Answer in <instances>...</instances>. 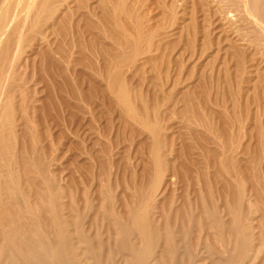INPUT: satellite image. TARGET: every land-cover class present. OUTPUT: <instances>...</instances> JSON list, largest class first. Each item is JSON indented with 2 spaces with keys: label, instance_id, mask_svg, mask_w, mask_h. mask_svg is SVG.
I'll list each match as a JSON object with an SVG mask.
<instances>
[{
  "label": "bare ground",
  "instance_id": "bare-ground-1",
  "mask_svg": "<svg viewBox=\"0 0 264 264\" xmlns=\"http://www.w3.org/2000/svg\"><path fill=\"white\" fill-rule=\"evenodd\" d=\"M101 1L104 15L106 14V17L108 15V18L116 21L119 17V10H122V4L120 0ZM235 1H237V4L241 2L244 11L243 15L246 19L245 21H247L251 26L249 28H253V31L257 34L256 41H264V0H240V2L238 0ZM101 6L99 5V7H97V11H99L98 8L100 9ZM238 6L239 5H237V7ZM109 7L111 8L109 9ZM95 12V8L93 9V7L91 8L89 6L88 0H0V264H257L258 258L261 254L264 253V208L261 207L262 205L260 206L261 203H264V179L260 175V173L251 172L249 166L250 163H248L247 160L238 159L237 155H241L242 157L247 153V146H245L243 142L246 141L245 138L246 134L248 135V132L245 134L244 127H238V129H240L242 133H244L240 137L239 134L241 131H237L240 137V141L238 142L239 144L236 143L239 145L237 146L235 144V139H233V135H235V133L233 134L231 131L233 129L227 126L226 120L224 121L225 124L224 122L223 124L226 125L224 129H226L227 132L223 128H220L217 124H215V122L205 117L206 115L204 116V113L201 114L200 112L202 117H195V124L197 129L195 128L191 131L190 127H192L193 124H190V127H188L191 131V138L193 139V142L195 141L196 143L194 144L197 147V144H199V147L201 148L199 149V151L201 150L199 154H201L202 159L201 157H195L196 155L193 156L194 152L196 154V151H194L196 146L194 149L192 146H187L185 149L182 148L180 152L170 151V155H172L173 158H168L167 154H165V148L168 145L167 142L163 139L166 138V136L162 137L163 134H161L162 131H160L162 129L160 126V129L158 127L160 121L155 119L153 115L154 113L152 114V116L155 122L158 121V123H153L151 121L152 118L150 119L146 112V115L142 114L143 116L141 115V113L139 114V112L141 111H138V106L136 107V109L133 103L138 100L137 97H132V95L135 93H130V85L128 86V88L125 83L126 80L124 82H121V80H119L121 77L118 79V76H122L119 75V68H121V65H123L122 62L119 63L123 59L121 58V60L119 61L122 52L121 55H119L117 51L121 50V48L118 49V46H116L117 50H105L111 54L109 65L107 66V64L104 63L106 67L110 69L108 70V68H105L106 71L108 70L107 78H109L110 81L108 82V88L112 92L111 93L108 90V93L113 96L115 105L117 107L120 106L124 109L123 112H125L126 117H129V121L131 120L133 122H137L138 125L140 124L147 130H145V133L148 132L147 135L150 134L151 140H149L151 142H149V154H147L148 157L146 163L143 164V170L138 173L136 177L134 175L135 179H132L133 183L129 186L127 185L126 189H128V191L125 195H123L124 193H122L123 196L121 195V197H118L116 195V192L112 191V187L109 183L104 185H102L101 183L100 188L103 186V191L101 189L102 192L100 191L99 193L100 200L98 199L99 202L94 203L96 205L94 206L92 204V199H89L87 197L86 192L82 191L83 194L81 193L83 195L82 202L75 196L73 188L75 187L76 182L74 180V182L72 181L71 183V181L68 182L70 178L69 180L67 178H64V180L62 178H59L62 174L57 176L53 172L55 168L54 166H52V171V168L50 167L51 165L48 167L41 162L42 158L46 156L47 150L45 149L46 147L40 152L36 150V147L38 149L37 142L38 140H40V137H42L41 131H38V129L41 128H38V126H42L41 121L35 119V115H37V113L39 112L40 106L38 107V103L35 105L34 103L36 102H34L32 103L34 105L30 109L29 107L31 105L29 106L27 103H25L26 101L24 99H26V97H21L20 93L17 94L15 92H12L14 89L12 91L11 89H9L12 78L14 79L11 74L15 72L14 68H16L15 66L17 63H19L22 55L20 48L23 43L28 41L29 38L34 39V36L36 34L38 35L39 32L43 31V26L47 27L48 23L52 21L53 27L50 26L51 23L50 25H48V29H50L51 27L50 31H48L47 33V29H45L46 31H44L46 33H40L41 35L36 45L37 48H42L40 51H38V53L36 52V59L38 58L42 63H40L42 66V68H40L43 70L42 72L45 75L48 74L53 81L57 80V77L61 76L63 78L62 79L60 77L62 81L64 80V83H62L64 84L63 89L70 92L71 95L75 98L77 96L80 97V95H82L83 89L80 93L79 90L74 87L73 81L76 80H74V78L72 77V64L74 60L72 49L75 46L74 44H76V48L78 47V50L80 51L79 60H83L84 62L87 61L85 65H87L90 59L88 57L89 51L91 52L90 49L96 50L95 52L93 51L94 55L96 52L100 54V51L102 50V53L99 56H102L104 52L103 50L105 49L102 39L105 38L104 36L106 33L104 32L107 26L106 24H108L109 21L107 20V18H105V16L96 18L95 15H97L98 13L95 14ZM115 25L116 24L114 23V26ZM119 26L121 28V25ZM109 27L111 26L109 25ZM112 38L114 42H116V44L122 43L117 35ZM139 40L143 39H140V37L138 36L136 38L134 37L130 41H135L138 43L140 42ZM125 43L127 44V42ZM128 44H130L129 39ZM139 45H141V43ZM96 48H100L101 50L98 52L99 49L97 50ZM122 48L124 50L125 46ZM131 51L133 52L132 49ZM135 51L137 50L135 49ZM51 52L53 53V55L51 54ZM132 54H134V52ZM102 57L107 56L105 54V56ZM21 61L23 60L21 59ZM97 62L96 64L98 65ZM126 62H124V64ZM60 63L63 65V67L60 66ZM111 64H116L117 66L115 67H118L119 64L120 66L119 68L115 69L112 66V70L110 66ZM81 66H83V64ZM240 66L243 65H241L240 63ZM96 69L98 70L99 67L97 68L96 66ZM106 71H102V73ZM86 72L87 71H85V74ZM87 74L89 73L87 72ZM101 75L99 76L103 77ZM99 76L98 78H100ZM17 78L18 76L16 77V79ZM61 79L58 81H61ZM260 84L257 85V87L260 86ZM229 85L231 88V84ZM60 86L62 85L60 84ZM23 89L24 88H22V91ZM95 89L97 88H94V92H96ZM49 91H51V89ZM55 91H53L51 95L50 93H48L50 95L49 101L42 104L43 107L41 110L43 115V123L44 121L47 122L49 119H53V121L58 123L62 121L63 124V122L67 120L66 112L70 111V109L72 108V105H70L69 103L70 96L67 99H59L57 94H55L57 91ZM89 91L91 92V90ZM131 91L134 90H132L131 88ZM101 93L102 92H100V94ZM16 96H20L22 98V100L20 97L18 98L21 100V103L18 104L16 102ZM65 96L67 97L68 95L66 94L64 95V97ZM139 97L143 98L144 96L140 95ZM75 98L73 100L74 102H76ZM132 98H136V100L134 101V99ZM20 100H18V102ZM236 102L233 103L236 104ZM86 103L89 102L86 101ZM108 103L107 105H105L107 106V108ZM142 104L143 103H141V105ZM147 107L148 106H143L144 109H147ZM109 108L112 110L111 107ZM122 108H120L121 110L119 111H122ZM53 109H55L56 114ZM84 109L85 108H83V110ZM151 109L154 108L151 107ZM71 110L74 111L75 109ZM85 111L86 110H84L83 112ZM144 111L142 110V112ZM30 112L33 113V115H31ZM86 112L90 113L89 110ZM113 112L116 113V111ZM148 112L151 111L148 110ZM152 112H155V110H153ZM235 112L237 115H239L234 109V113ZM230 113L226 114L230 115ZM83 114L81 115L83 116ZM206 114L208 116V113ZM89 117H91V115ZM156 117L159 118L158 115ZM212 117H214V115ZM236 117L238 118V116ZM236 117H233V121L236 119ZM96 118L98 117L96 116ZM87 120L88 119H86V121ZM122 120L125 123L124 119ZM238 120H240V118ZM70 122L72 124L73 121L71 120ZM221 122L222 121H220V123ZM235 122H237V119L235 120ZM52 123L54 122H51L50 124ZM65 124H63L64 128L66 127ZM110 124L108 126H110ZM90 125L91 124H89V126ZM124 125V127H126V124ZM228 125H230V123ZM238 125L239 124H237V126ZM72 126L70 125L71 128ZM259 127L260 132H262V126ZM144 128L142 129L143 132ZM228 129H230V132H228ZM234 129L237 130L236 127H234ZM20 130L23 131L21 132L22 138L20 137ZM112 130L113 129H111V132ZM102 131H105V129ZM79 133L81 134V132ZM79 133L76 135L77 138ZM107 133L108 131L103 134L106 135ZM249 133L251 134V132ZM70 134L68 133V135ZM108 134L107 137L109 136ZM129 134L132 133L129 132ZM250 134L248 135V138L252 136H250ZM261 134H259V136H262ZM47 135L49 136V133ZM72 135L74 136V134ZM98 136H100V134ZM82 137L83 136L81 135V138ZM244 139L245 141H243ZM47 140L48 139H46V141ZM261 140H264V138ZM261 140H259V144H261V142L264 144V142ZM143 141H146V139ZM46 143H48V141ZM110 143L107 142V145H109ZM41 145L42 144H40V146ZM211 145H213L214 147L212 146V148ZM53 146L54 145L52 144V147ZM144 146L145 145L142 143V146H140L142 150L141 152H143L142 147ZM59 147H61V145ZM63 147H65V145ZM83 147H81V149ZM97 147L100 148V145H98ZM97 147H95V149ZM108 147L105 149L112 148L111 146V148ZM84 148L82 150H85ZM90 148L91 146L89 147V149ZM76 149L75 151H77ZM89 149L87 147L88 151ZM101 149L102 148H100V150ZM54 150L56 151L57 149H54L53 147V151ZM111 150L110 152L106 150L105 151L111 153ZM247 150H249V148ZM113 151L114 149L112 150V152ZM52 153H50V155ZM101 153L99 154L100 156ZM65 154L67 156L68 152H65ZM84 155H87V152H85ZM109 155L111 156V154ZM249 155L247 154V156ZM88 156L89 155L85 157ZM106 157L107 156H105L104 159H106ZM96 158L98 159V157L95 156V159ZM111 159L112 158H110V160ZM88 160L92 161L91 158H89ZM84 162H86V160H84ZM90 162L88 161V165H90ZM110 164L112 165V160ZM97 165L98 164H96L95 167ZM74 167L75 165L72 168ZM89 167L87 168L86 165V169H89ZM102 167L99 166V168ZM107 168H109V166ZM102 170H104V168H102ZM91 171V174H94V172H96L92 169ZM111 172L113 173V168L111 169ZM109 173L110 170L108 171V175ZM80 179L83 181L84 178ZM108 181L110 182V180ZM123 181H125V179ZM261 183L263 184V188H261ZM124 184L126 185V183ZM120 187L122 188V186H119V188ZM113 188H115V186ZM91 190L92 189H90V191ZM93 194L95 193L93 192ZM251 196L252 198H250ZM246 201L248 202V204ZM253 208L254 211H252ZM249 209L252 210L250 211ZM249 213L250 215H248ZM251 213H258L259 218L258 220L256 219V223H253L254 220L253 218H251ZM249 251L253 252V254H249ZM219 252H221L222 255H218ZM261 259H263L264 261V258Z\"/></svg>",
  "mask_w": 264,
  "mask_h": 264
},
{
  "label": "rangeland",
  "instance_id": "rangeland-1",
  "mask_svg": "<svg viewBox=\"0 0 264 264\" xmlns=\"http://www.w3.org/2000/svg\"><path fill=\"white\" fill-rule=\"evenodd\" d=\"M238 1L240 2V0H238ZM120 2L122 4V8H121L122 10H119L120 11V13H119L120 18L118 17L119 19L117 18V20L115 21V20H112L111 18H108V15H107V17H106V14L104 15V11H103L102 6H101L102 5L101 0H88L89 6L91 8L93 7V9L95 8V11H96L95 14L98 13L97 15H99V14L101 15V13H102L101 16L95 15L96 18L105 16V18H107V20L109 21L108 24L111 27H109V25L106 24L107 30L105 29L104 33H106L107 35L105 34V36H104V34H103V36L105 38L102 39V42L105 46L104 47L105 49L103 50L104 52H103L102 56H105V54H106L107 57L99 56L102 53V50L100 48H96L97 50L99 49L98 52L101 50L100 54L96 52L98 57L96 56V53L94 55V52L96 50L90 49L91 52H93V51L94 52L91 53L89 51L88 57L91 60L92 59L93 60L91 61L88 58L89 62L87 63V65H85L87 61L84 62L83 60H79L80 59V54H79L80 51L78 50V47L76 48V44H74L75 46L72 49V53H73V59H74L73 64L75 63L74 64L75 66L72 64V69H73L72 77L74 78V80H76V81H73L74 87L76 89H78L80 93L83 89L82 95H80V97L77 96L75 98L71 95L70 92L63 89L64 84H62V83H64V80L62 81L63 78L61 76L60 77L62 79L60 77H57L58 79L57 80L54 79L55 81H53L52 78L48 74L45 75L42 72L43 70L41 69L42 63L40 62V60L38 58L36 59V55H37L36 52L38 53V51H40L42 48V47L37 48V45H36L38 43L39 37L41 35L40 33H43V32L48 33V31H50V29H51V27H50V29H48L49 28L48 25H50V23H51L50 26H52L53 25L52 21L48 23L47 27L43 26V28H44L43 31L39 32L38 35L36 34L37 36L35 35L34 39L29 38L28 41L25 42L27 44L23 43L21 48H20L22 55H21V58L19 60V63H17L18 67L16 64V66H15L16 68H14L15 72H13L11 74V76H13L15 80L12 78L13 82L11 81L9 89H11V91L14 89L12 92H15L17 94L20 93L21 97H24V98L26 97V99H24V98L23 99L26 101L25 103H27L29 106L31 105L29 107L30 109L32 108V106L34 104L36 105L37 103H38L37 106L38 107L40 106L39 112L37 113V115H35V119L40 120L41 125L43 127L40 125L38 126V128L41 127L38 129V131L39 130L41 131L42 137H40V140H38V142H37L38 149L36 147V150L38 152H40L45 147H46L45 149L47 150V151L45 150L46 156L44 158H42L41 162L45 166H48V167L51 165L50 166L51 168H52V166H54L55 167L54 171H53V168L51 170L57 176L61 175V174L63 175V173H64V175L63 176L61 175L59 178H62L63 180H64V178L65 179L67 178L68 180L70 178V180L68 182L71 181V183L74 180L76 182L75 187H74L75 189L73 188V190H74L73 192H74L75 196L79 200H81V202H82V198H83L82 191L86 192L87 197L89 199H92V204L94 206H96L94 203H98L100 200V194L99 193H100L101 189L103 191V188H102L103 186L100 188L101 183H102V185L109 183L110 186L112 187V191L113 192L115 191L116 195L118 197H121L122 193H124L123 195H125L126 192L128 191V189H126L127 185L129 186L130 184H132L133 183L132 179L134 180L135 177L138 175V173H140L143 170V167H144L143 164L146 163L147 157H148L147 154H149V146H150L149 142H151L150 141L151 140L150 134L147 135L148 132L145 133L147 130L143 126H141L140 124L138 125L137 122H133L130 120L131 121V123H130L129 117L128 116L126 117L125 112H123L124 109L119 106L120 108H122V111H119L121 109L115 105L113 96L110 93H108L110 91L108 88L109 87L108 82H110V81H109V78H107V72L110 69L108 67H106L105 64H107V66L109 65V61H110L109 59L111 58V54L105 50H109V51L117 50L116 46H118L117 47L118 49L121 48V50L117 51L119 53V55H121V52H122V55L120 56L119 61L121 60V58L123 60L125 59L124 61L122 60L119 63L122 62V64L124 66L121 65V68H119L120 64L118 65V67H115V66H117L116 64H111L110 65L111 69L113 70L112 66L114 67V69L119 68V75H122V76H118V79L121 77L119 79V80H121V82H124L126 80L125 83H126L127 87L130 85L129 86L130 88L128 87L130 93H133V92L135 93V94H133V95L131 94V95H132V97H137L138 100L135 101L136 98H132V99H134L136 104H135V102H133V101L132 102L134 103L135 108L138 106L137 107V108H139L138 111H141V112H139V114L141 113V115L142 114L146 115L145 114V112H146L148 114V117L150 119L152 118L151 121L153 123H158V121L155 122V120L152 116V114L154 113L153 115H154L155 119L160 121V124H158V127L160 126L162 129V130H160V131H162L161 134H163L162 137L166 136V138H163V139L167 142V145H168L165 148V150H166L165 154H167L168 158H173V156L170 155L171 154L170 151L180 152V150H182V148L185 149L187 146H190V147L192 146L193 149L195 148L196 143H195V141L193 142V139L191 138V131L196 128V124H195L196 118L195 117H197V116L202 117L201 114L204 113L203 115L204 116L206 115L205 117L209 118V120H212L213 122H215V124H217L220 128H223V129L226 126V125H224L225 124L224 121L226 120L227 126L231 129H233V130H231L233 134L235 133V135H233V137H234L233 139H235V144L240 141V137L244 132H245V134L248 132V135L250 134L249 132H251L250 136L251 135L252 136L248 138V135L246 134V138H245L246 141H245V139L243 140V141H245V142H243V144L245 146H247V148H246L247 153L245 152L246 157L244 155L242 157H241V155H237V156H238L239 160H243V159L247 160L248 163H250L249 166H250L251 172L260 173V175L264 179V144L262 142H261V144H259L260 143L259 140L264 138L263 137L264 125H262V124H264V109H263V106H264V91H263V89H264V76H263V74H264V48H263L264 41L263 40H261V42H258V40L256 41L257 34H256V32L253 31V28H249L251 26L249 25V23L247 21H245L246 19H245V16L243 15L244 11H243V7L241 5V2L240 3L238 2L239 4H237V1H235V0H120ZM122 2H124V3H122ZM98 4L101 6L100 9L98 8L99 11H97V7H99ZM226 4H228V5H226ZM237 5H239V6L237 7ZM110 8L111 7H109V9ZM100 11H103V12H100ZM242 11H243V13H242ZM114 23L116 24L115 26H114ZM119 25H121V28ZM45 29H47V31ZM111 32H112V34H111ZM116 33H118V34H116ZM133 34H134V36H133ZM116 35H117V37L120 38V41L122 42L120 44L117 43L118 45L116 44V42H114V40L112 38ZM138 36L140 37V39H143V40H139L140 42H138V43L135 41H130L134 37L136 38ZM247 37H249V38H247ZM128 39H129L130 44H128ZM123 41H124V43H123ZM125 42H127V44ZM140 43H141V45H139ZM123 45L125 46L124 50L122 48V47H124ZM106 46H107V48H106ZM129 47H131V48H129ZM137 47H138V49H137ZM109 48H111V49H109ZM26 49H28V50H26ZM131 49L133 50L134 54H132L133 52L131 51ZM135 49L137 51H135ZM53 50H54V48H53ZM138 50H139V52H138ZM144 50H146V51H144ZM141 52H142V54H141ZM51 54L53 55L52 52H51ZM105 58H106V61H105ZM21 59L23 61H21ZM98 59H99V61H98ZM94 61H95V63H94ZM92 62H93V64H92ZM96 62L98 63V65L96 64ZM124 62H126V63L124 64ZM239 62L243 66H240ZM81 63L83 64V66H81L82 65ZM94 64H95V66H94ZM99 65H101V66H99ZM60 66L63 67V65L61 63H60ZM84 66H87V67H84ZM96 66H97V68L99 67L98 70L96 69ZM239 67H241V68H239ZM102 68H103V70H102ZM105 68H108V70L106 71ZM53 69H55V68H53ZM94 70H95V72H94ZM85 71H87L89 74H87V72L85 74ZM102 71H106V72L102 73ZM120 71L122 74L120 73ZM96 72L99 74H97ZM42 73L44 74V76ZM99 75H101L103 77H100ZM15 76L16 77L18 76V78L16 79ZM45 76H47V77H45ZM98 76L100 78H98ZM105 76H106V78H105ZM48 77H49V79H48ZM59 78L61 79V81H58V80H60ZM81 78H84V79H81ZM102 78L103 79L105 78V79L103 80ZM123 78H124V80H123ZM259 79H261L262 81ZM84 83H85V85H84ZM86 83H87V85H86ZM258 83L259 84L261 83V84H260V86L257 87V85H259ZM60 84L62 86H60ZM91 84L92 85L95 84V85H93V87H92ZM229 84H231V88H230ZM261 86L263 89L261 88ZM241 87H242V89H241ZM22 88H24L23 91H22ZM94 88H97V89H95L96 92H94ZM131 88L134 91H131ZM253 88L255 91L253 90ZM18 89H19V92H18ZM50 89H51V91H49ZM84 89H85V91H84ZM88 89L91 90V92ZM139 89H140V91H139ZM243 90H244V92H243ZM53 91L56 92L55 94H57L59 99H61V98L67 99L70 96L69 103H70V105H72L71 109L76 110V108H77L76 111L75 110L73 111L70 109V111H68L69 113L66 112L67 113L66 114L67 120L65 122H63V124L66 123L65 128H64V125L62 124V121L59 122L60 123L59 124L58 122L53 121V119L52 120L49 119L47 122L44 121L45 124L48 123L47 125H45L42 122L43 121V115H42V110H41L43 107L42 104L47 103L49 101V99H50L49 97ZM87 91H88V93H87ZM38 92H39V94H38ZM44 92H46V93H44ZM100 92H102V93L100 94ZM139 92H141V93H139ZM237 92H238V94H237ZM48 93H50V95ZM58 94H61V95H58ZM66 94L68 96L64 97V95H66ZM86 94H88V95H86ZM99 94H100V96H99ZM136 94H138L139 96L140 95L144 96L143 97L144 99L142 97L140 98ZM83 95H85V96H83ZM234 96H236V97H234ZM19 97L15 98L16 102L18 104L21 103V100H22L21 97H20L21 100L18 99ZM109 97H110V99H109ZM257 97L259 100L257 99ZM74 98H75L76 102L73 101ZM141 99H142V101H141ZM245 99H248V100H245ZM18 100H20V101L18 102ZM238 100H239V102H238ZM80 101H81V103H80ZM83 101H84V103H83ZM86 101L89 103H86ZM144 101H145V104H144ZM34 102H36V103H34ZM108 102L111 104H109ZM233 102H236V104H234ZM32 103H34V104H32ZM82 103L86 107H84ZM85 103H86V105H85ZM107 103H108V108H107V106H105V105H107ZM141 103H143L144 105L143 104L142 105L145 107L148 106L147 109L151 112H148V110L145 108L147 110L146 111L143 108V106L141 105ZM237 103L238 104L240 103V104L238 105ZM203 106H204V108H203ZM261 106H262V108H261ZM109 107H111L112 110L114 109L113 111H116V113L113 112ZM151 107L154 109H151ZM233 107L239 115H237L236 112L234 113ZM83 108H85L84 110H86V111L89 110L90 113H87L86 111H85L86 113L83 112L84 111ZM185 108H187V109H185ZM156 109H157V111H156ZM199 109H200V111H199ZM53 110L56 114L55 109H53ZM142 110L143 111L145 110V111L142 112ZM153 110H155L156 113L152 112ZM196 110H197V112H196ZM31 112H30V114L33 115V113H31ZM117 112H120V113H117ZM192 112H194V113H192ZM200 112H201V114H200ZM225 112L228 114L231 112L232 114L230 113V115L234 114L235 116L234 115L230 116V115L226 114ZM51 113H52V111H51ZM79 113H81V114L84 113V114L82 116ZM206 113H208V116ZM194 114H196V115H194ZM90 115H91V117H89ZM92 115H93V117H92ZM101 115H104V116H101ZM157 115L159 116V118L156 117ZM213 115H214V117H212ZM226 115H228V116H226ZM255 115H256V117H255ZM53 116H54V114H53ZM80 116H82L83 118ZM96 116L98 118H96ZM236 116H238V118ZM85 117H87V118H85ZM123 117H125V118H123ZM189 117H191V118L193 117L192 118L193 120ZM233 117L234 118L236 117L237 122H235L236 119L233 121V119H234ZM239 118H240V120H238ZM86 119H88V120L86 121ZM89 119H90V121H89ZM122 119H124L125 123L123 122ZM228 119H229V121H228ZM50 120H51V122H54V123L50 124L51 123ZM71 120L73 121L72 122L73 126L70 122ZM260 120H261V122H260ZM220 121H222L221 122L222 124L220 123ZM88 122H90V123H88ZM223 122H224V124H223ZM240 122H241V124H240ZM79 123H81L83 126ZM94 123L96 124V126ZM134 123H136V124H134ZM229 123H230V125H228ZM231 123H232V125H231ZM89 124H91V125L89 126ZM109 124H110V126H108ZM124 124H126V127H124L125 126ZM190 124L191 125L193 124L192 127H190ZM237 124H239L240 126L239 125L237 126ZM70 125L72 126L74 131L72 130ZM75 125H76V127H75ZM105 125H107V126H105ZM112 125L114 128L112 127ZM130 125L132 126V128ZM45 126H48V127H45ZM55 126H56V128H55ZM60 126H61V128H60ZM87 126H89V127H87ZM188 126L190 127L191 131H190ZM193 126H195V127H193ZM241 126L244 127L243 133L240 129H238V127H241ZM259 126H262L261 128H262L263 133L260 132ZM62 127L64 130L62 129ZM90 127L91 128L93 127V128L91 129ZM107 127H108V129H107ZM110 127H111V129H113L112 132H111ZM160 127H159V129H160ZM234 127H236L237 130H235ZM257 127H258V129H257ZM74 128H76V129H74ZM143 128H144V132L142 130ZM67 129H68V131H67ZM104 129H105V131H102ZM128 129H129V132L132 134H129ZM133 129L135 130V132ZM224 130L227 132L226 129H224ZM228 130H229L228 132H230V129H228ZM106 131H108V133H109V134L107 133L109 135L108 136L109 138L107 137V134L104 135L106 133ZM237 131L238 132L241 131L240 134ZM255 131H257V132H255ZM21 132H23V131L20 130V137L22 138ZM79 132H81V134ZM48 133H49V136L47 135ZM68 133L69 134L72 133V134H74V136L72 134L68 135ZM78 133H79L78 138H80V139H78L76 137V135ZM95 133H96V135H95ZM98 133L100 134V136L102 135L101 136L102 138L100 136H98L99 135ZM83 134H85V135H83ZM238 134L240 135V137ZM259 134H261L262 136H259ZM50 135H52V136H50ZM81 135L83 136L82 138H81ZM118 136H120V137H118ZM182 136H183V139H182ZM99 137L102 140H104L106 138L105 139L106 141L105 140L102 141ZM237 137H239V138H237ZM107 138H108V141H107ZM250 138H252V139H250ZM46 139H48L47 140L48 143H46L47 142ZM81 139H83V140H81ZM93 139H95V140H93ZM109 139H110V142L112 144L109 142ZM145 139H146V141H143ZM147 139L148 140L150 139V140L148 141ZM97 140H99V141H97ZM44 141H45V143H44ZM101 141H102V143H101ZM261 141L264 142V140H261ZM107 142L110 144L107 145ZM56 143H57V145H56ZM58 143H59V145H58ZM69 143H70V145H69ZM92 143L94 144L95 147L100 145V148H102L103 150L102 149L100 150L99 147H97L95 149V147L93 146ZM142 143L145 145L144 147H142L143 152H141L142 150L140 147V146H142ZM40 144H42V145L40 146ZM52 144L54 145L53 146L54 149H57L56 151L54 150L55 152L53 151ZM96 144H97V146H96ZM173 144H174V146H173ZM238 144H236V145L239 146ZM60 145H61V147H59ZM64 145H65V147H63ZM197 145L199 147V144H197ZM57 146H58V148H57ZM71 146L74 147L75 149L77 148L76 149L77 151H75V149L72 148ZM90 146H91V148L89 149ZM108 146L109 147L111 146L112 148L111 147L110 148L112 150L114 149V151H113L114 153L112 152L111 149H105ZM212 146L213 145H211V147ZM39 147H42V148H39ZM81 147H83L85 150H82L83 148L81 149ZM87 147H88L89 151L87 150ZM198 147L196 146V148L194 150V151H196V154H195V152L193 153L194 154L193 156L196 155L195 157H201V154H199L201 151V150L199 151V149H201V148L200 147L198 148ZM65 148H68L69 151L70 150L71 151L69 152L68 149H65ZM248 148H249V150H247ZM73 149H74V151H73ZM64 150L66 153L68 152L67 156H66ZM91 150H92V152H91ZM97 150H99V151H97ZM105 150L109 151V152L111 150V153H108ZM104 151H105V153H104ZM48 152H50V153L54 152V153H52L50 155V153H48ZM85 152H87V155H89L88 157H85V156H87V155H84ZM90 152H91L92 156L90 155ZM99 152L100 153L102 152L101 156L99 155L100 154ZM73 153H74V155H73ZM64 154H65V156H64ZM81 154L83 155V157ZM109 154H111L112 157ZM247 154L248 155L250 154V155L247 156ZM95 156L98 157V159H100V157H101V159L100 160H98L97 158L95 159ZM103 156L104 157L107 156L106 159H104ZM70 157L73 161L70 159ZM45 158H46V160H45ZM89 158H91L92 161L88 160ZM110 158H112L111 159L112 165L110 164L111 163ZM249 158H250L251 162H250ZM83 159L86 160V162H84ZM107 159H108V162H107ZM201 159H202V157H201ZM87 160L89 162L91 161L90 165H88L89 163ZM109 160H110V163H109ZM114 161H116V162H114ZM143 161H145V162H143ZM100 162L102 165L100 164ZM96 164H98L97 165L98 167L97 166L95 167ZM103 164H105L106 166ZM131 164H132V167H131ZM74 165H75V167L72 168ZM76 165L79 167H77ZM86 165H87V168L89 166H91V167H89L90 171H89V169H86ZM107 165L109 166V168H107L108 167ZM99 166L100 167L103 166L102 168H104V170H102V168H99ZM111 166H113V167H111ZM124 166H126V167H124ZM112 168H113V173L111 172ZM122 168H123V170H122ZM91 169L93 171H96V172H94V174H91V172H92ZM108 169L110 170V173H112L113 175L110 173L108 175V171H109ZM66 170H68V171H66ZM70 170H71V172H70ZM57 171H59V172H57ZM77 172H80V173H77ZM129 173H130V175L131 174H133V175L130 176ZM79 174H80V177H79ZM88 174H89V176H88ZM92 175H94V176H92ZM134 175H135V177H134ZM65 176H67V177H65ZM108 176H109V178H108ZM124 176H125V178H124ZM97 177H98V179H97ZM131 177H133V178H131ZM80 178H82V179L84 178L83 181ZM122 179L123 180L125 179V181H123ZM108 180H110V182ZM128 180H130V181H128ZM122 182H123V184H122ZM116 183H118L119 185ZM124 183H126V185ZM88 185H90V186H88ZM96 185H97V187H96ZM262 185L263 184L261 183V188H263ZM85 186H87V187H85ZM114 186H115V188H113ZM119 186H122V188L121 187L119 188ZM123 186H124V188H123ZM90 189H92V190L90 191ZM79 191H80V193H79ZM89 191H90V193H89ZM93 192L95 194H93ZM250 198H252V196ZM96 200H98V201H96ZM247 204H248V202H247ZM260 206L262 208H264V203L263 204L261 203ZM254 208H253V210L252 209H249V210L254 211ZM249 210H247V211H249ZM248 215H250V213ZM251 218H253V220H254L253 223H256L258 218H259L258 213H253V214L251 213ZM249 254H253V252L249 251ZM218 255H222V253L219 252ZM261 258H264V253L261 254L260 257L258 258L257 264H259V263L261 264V262H262V264H264V261Z\"/></svg>",
  "mask_w": 264,
  "mask_h": 264
}]
</instances>
